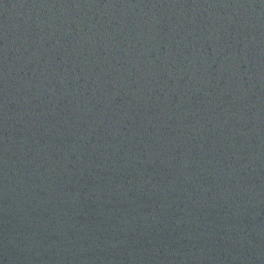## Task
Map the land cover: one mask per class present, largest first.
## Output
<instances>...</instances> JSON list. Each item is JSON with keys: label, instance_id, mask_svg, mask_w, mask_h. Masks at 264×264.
Listing matches in <instances>:
<instances>
[{"label": "water", "instance_id": "95a60500", "mask_svg": "<svg viewBox=\"0 0 264 264\" xmlns=\"http://www.w3.org/2000/svg\"><path fill=\"white\" fill-rule=\"evenodd\" d=\"M0 264H264V0H0Z\"/></svg>", "mask_w": 264, "mask_h": 264}]
</instances>
